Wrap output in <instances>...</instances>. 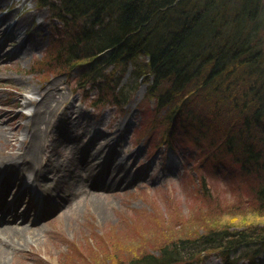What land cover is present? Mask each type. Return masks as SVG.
<instances>
[{
  "label": "trees",
  "instance_id": "obj_1",
  "mask_svg": "<svg viewBox=\"0 0 264 264\" xmlns=\"http://www.w3.org/2000/svg\"><path fill=\"white\" fill-rule=\"evenodd\" d=\"M37 4L62 21L61 33L69 40L56 52L50 49V71L78 72L81 84H91L101 101L118 100L124 90L116 92V87L131 64L132 77L152 78L145 98L155 99L157 111L164 110V132L189 135L200 157L218 153L246 180L228 205L218 203V211L210 210L216 216L195 227L184 226L187 217L178 218L183 229L177 236L136 251L140 257L127 264H196L211 250L223 264H256V259L264 264V1ZM109 65L113 68L106 71ZM139 86L135 82L128 94ZM211 126L214 133L208 136ZM195 186L205 195L210 192L204 180Z\"/></svg>",
  "mask_w": 264,
  "mask_h": 264
},
{
  "label": "rangeland",
  "instance_id": "obj_2",
  "mask_svg": "<svg viewBox=\"0 0 264 264\" xmlns=\"http://www.w3.org/2000/svg\"><path fill=\"white\" fill-rule=\"evenodd\" d=\"M25 8L36 14V20H43L44 27L39 36L34 35L35 40L31 37L25 57L24 51L22 54L17 51L22 55L21 61L8 59V56L0 59V110L21 112L13 103L25 86L40 87V93L50 96L44 101L50 110H40V130L45 142L40 145L38 159L43 167L53 171L42 179L40 189L52 191L59 180H64L65 184H71L72 196L66 208L46 215L41 221L40 237L45 243L40 239V245L13 247L6 264H127L132 257H140L136 251L159 246L162 240L177 236L183 222L184 226L191 223L188 227H195L210 220L211 216H216V212L210 210L218 211L216 204L228 205L235 194L244 190L243 174L222 163L220 154H213L212 159L205 155L200 157L201 151L193 145L189 135L164 132L161 124L164 110L157 111L155 99L144 97L149 81L127 97L126 91L136 82L131 65L121 81L128 86L120 96L122 106L98 102L92 86L79 85L78 75H59L55 70L50 73L48 65L54 64L47 62V56L51 50L56 52L69 45V40L61 33L60 19H56L49 8L36 7V0H27L24 6L16 0H5L0 5V17L17 11L16 19H19L29 13ZM106 71H110V67ZM10 77L22 79L25 86L19 89ZM22 101L25 100L21 99V104ZM33 109H26L27 114L21 112L23 125ZM5 121L7 118L1 120L0 125H5ZM170 132L172 134L168 135ZM206 133L213 134L214 126ZM63 139L67 142L51 145ZM93 140L95 144H90ZM214 141L212 138L209 142ZM81 149L83 153L101 151L104 155L116 152L118 156H113L108 165L122 164L128 169L121 186L106 189L88 186L90 168L98 185L104 184L99 176L103 166L99 168L95 160H81ZM112 173L113 169L111 179ZM71 174L73 179H70ZM105 179L111 184L116 178L112 182L108 177ZM203 180L210 189L206 195L201 186H195ZM94 194H100L102 201H95ZM183 216L187 218L180 223L178 218ZM206 253L210 254L201 264H222L215 250Z\"/></svg>",
  "mask_w": 264,
  "mask_h": 264
},
{
  "label": "bare ground",
  "instance_id": "obj_3",
  "mask_svg": "<svg viewBox=\"0 0 264 264\" xmlns=\"http://www.w3.org/2000/svg\"><path fill=\"white\" fill-rule=\"evenodd\" d=\"M4 2L5 0H0V5L4 4ZM24 5L25 2L22 6ZM16 15L17 11H14L0 17V49L6 50L8 47L4 46H13V50L12 48L7 49L8 53H12V57L9 59H16L17 62H19L21 61L22 55L19 56L17 51H21V54L24 51L23 57L27 55V52H29V50H27L28 44L30 40H32L31 37L33 38L34 35H40L44 23L41 19L39 21L36 20V14L34 13L29 12L26 16L17 20ZM28 32H31V34L28 35ZM35 39L36 37L33 38V40ZM10 79H13L14 84L17 85L19 89L25 86V81L22 79H14L12 77H10ZM25 87L24 90H19L17 94L18 100H15L13 103V107H19L20 111L25 107L26 109L30 106L34 108L24 125L21 123V112L14 113L0 110V124L1 120L4 121L5 118H7L5 125H0V212L4 211L3 216L0 217V242L2 243V246L0 245V263L2 264L7 263L9 251L13 247L33 244L40 245L41 243H45L40 237L42 226L40 220L35 218L34 222L31 224L34 227H31L26 219L28 218V213L36 208V204H39L38 211H40V202L37 199L34 201L32 195L38 192L40 186H43L42 179L46 176L45 174L52 171L50 167H43L38 159L40 145L42 142H45L43 132L40 130V110H44V112L50 110L49 107H46V102L44 103L45 99L48 101L50 96L45 92L40 93V87ZM26 94H30L31 96ZM45 95L46 98L43 97ZM20 99L25 100L23 104H21ZM95 141L96 140H93L90 144H95ZM55 142L56 140L51 142V145L59 146L67 142V140L63 139L57 144H55ZM79 154L80 159L83 161L95 160L97 164L100 162L105 164L106 161H108V155L103 156L101 151L90 152L88 150L87 153H83L81 149V153ZM110 154L112 157L118 155L116 152ZM108 171L109 169L105 167L101 172V177L106 176ZM87 172L90 174L89 170H87ZM127 174L128 170L123 166H119L116 175L117 179L107 188L120 187V182H123ZM120 178L121 180L119 181ZM61 186L65 187L63 183H61ZM68 186V188L71 189V184ZM62 187L56 186L53 189L52 199H50L52 205L56 204L55 202L58 203L56 211L58 208L67 207L68 198L72 194L71 191H66ZM95 187L98 188L99 186L95 184ZM18 188V192L14 195L12 202L9 203L8 198H11ZM100 196V194L92 195L95 201L96 199L102 201ZM24 197H27L25 201L26 206L23 212L19 213L17 207L19 205L24 206L22 204L24 203ZM4 200L6 202L5 204H3ZM101 208H103V205H101ZM8 214L13 216V219H10L11 221L14 220L13 222L9 223L6 221V216ZM57 244L59 246L61 245L59 243ZM31 253L32 252L28 253V257H30Z\"/></svg>",
  "mask_w": 264,
  "mask_h": 264
}]
</instances>
